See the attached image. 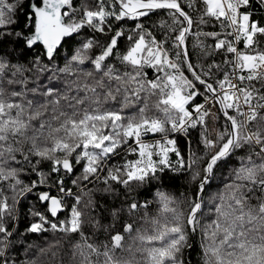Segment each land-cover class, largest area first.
I'll use <instances>...</instances> for the list:
<instances>
[{
	"label": "snow or ice",
	"instance_id": "1",
	"mask_svg": "<svg viewBox=\"0 0 264 264\" xmlns=\"http://www.w3.org/2000/svg\"><path fill=\"white\" fill-rule=\"evenodd\" d=\"M0 264H264V0H0Z\"/></svg>",
	"mask_w": 264,
	"mask_h": 264
},
{
	"label": "trees",
	"instance_id": "2",
	"mask_svg": "<svg viewBox=\"0 0 264 264\" xmlns=\"http://www.w3.org/2000/svg\"><path fill=\"white\" fill-rule=\"evenodd\" d=\"M194 255V254H193Z\"/></svg>",
	"mask_w": 264,
	"mask_h": 264
}]
</instances>
